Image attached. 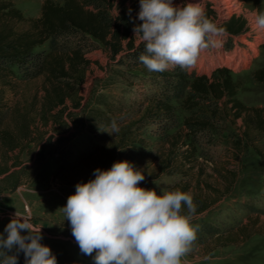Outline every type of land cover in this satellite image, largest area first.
Masks as SVG:
<instances>
[{"label": "trees", "instance_id": "obj_1", "mask_svg": "<svg viewBox=\"0 0 264 264\" xmlns=\"http://www.w3.org/2000/svg\"><path fill=\"white\" fill-rule=\"evenodd\" d=\"M138 11L139 0H44L40 17L27 18L11 2L0 1V147L8 152L23 151L33 143L34 162L39 164L52 142L64 146L80 132L96 136L108 130L91 153L75 156L69 149L63 151L54 178L75 188L77 182L93 178L95 168L107 169L113 162L123 160L144 173L145 179L139 182L143 188L177 175L180 178L167 190L191 193L196 211L190 215V222L197 224V218L226 198L238 178L234 165L215 168L209 161H200V138L220 125L235 127V135L230 136L232 162L236 164L241 154L252 150L260 159L257 176L264 178V149L259 145L264 139V108L247 107L237 99L236 83L226 67L215 68L210 75L188 72L180 66H170L164 72L149 71L138 60L144 44L133 32V24L142 21L130 18ZM206 14L213 21L211 11ZM245 26L244 20L230 18L220 28L232 38L245 33ZM46 43L47 50L36 51ZM97 50L109 64L159 77L160 92L138 105L135 115L107 102L91 105L92 94L85 100L81 93L92 65L102 68L90 56ZM253 76L263 81L264 71H256ZM38 79L42 81L40 91L25 106L17 105L11 110L15 130L3 128V90H15L20 84ZM175 104L188 114L182 125ZM113 120L119 132H112ZM149 125L156 126L154 134L159 143L148 157L147 153L136 152L134 146H147L143 130ZM207 170L211 172L205 177ZM7 172L0 169V175ZM210 176L217 177L221 187L215 186ZM248 210L256 216L237 227L222 230L210 223L197 224L201 235L196 238L205 242L209 237L215 247L246 242L253 235L250 228L256 226L257 215L264 216V210ZM181 213L188 215L183 202ZM51 250L57 264H77L67 253ZM24 261L22 258L19 264Z\"/></svg>", "mask_w": 264, "mask_h": 264}, {"label": "rangeland", "instance_id": "obj_2", "mask_svg": "<svg viewBox=\"0 0 264 264\" xmlns=\"http://www.w3.org/2000/svg\"><path fill=\"white\" fill-rule=\"evenodd\" d=\"M0 1L11 2L27 18H39L44 0ZM53 1L61 3L63 0ZM180 2L181 0H174L176 4ZM198 3L205 12L211 11L213 22L218 27L230 18H240L246 22V31L241 36L232 38H228L222 32L210 34L209 46L201 50L195 64L185 68L188 72L206 75H210L215 68H228L237 86V99L247 107L264 108V80L258 81L253 76L256 71H264V29L259 28L255 23L257 12L264 11V0H198ZM42 50H47V43L36 49V51ZM90 56L102 66L101 68L92 65V70L82 88L81 94L85 100L92 94L91 105L96 106L94 102H107L117 108L127 109L135 115L138 105L147 97L160 92L162 83L159 77L109 64L100 50L93 51ZM41 84V79H38L20 84L15 90H3L2 98L5 105L2 110L3 128L15 130V119L11 110L17 105L25 106L32 95L40 91ZM175 105L179 124L182 125L184 117L188 114L178 104ZM216 129L200 138V148H198V152L201 153L200 161H209L215 168H220L223 164L234 165L238 169V178L226 198L217 203L209 213L197 218L196 223H210L224 230L229 226L237 227L254 218L256 214L251 213L248 207L264 210V178L257 176L261 166L260 159L252 150L245 155L241 154L236 164L232 162L230 136L235 135V127L226 124ZM143 131L147 146L134 147L136 152L147 153L149 157L158 148L159 140L154 134L156 126L149 125ZM106 133L108 130L100 131L93 136L83 131L64 146L52 142L45 151L44 160L39 164L34 162L33 143L23 151L8 152L0 147V169L5 168L9 171L0 175V199L18 189L17 193L20 196L25 197L30 194L31 196H28V198L32 197L30 208L37 213L28 212L23 204L22 215H28L34 226L37 229L41 228L44 237L41 242L46 243L53 250L67 253L77 264H91L94 261L91 256L80 252L68 220L64 219V214L59 209L66 204L67 197L75 192V188L61 184L54 178V173L61 162L63 151L69 149L75 156L91 153L99 146L103 140L102 135ZM259 145L264 149V139ZM204 163L208 165L207 162ZM207 171L205 177L211 172ZM179 178L177 175L163 177L160 181L150 183L146 189H154L160 194L162 189L167 190L170 183ZM208 179L215 186L221 187L217 177L210 176ZM50 213L56 215L53 226L45 223L52 220ZM257 217L256 226L250 228L253 230V235L244 243L227 247H215V242L209 237H204L205 242H199L198 238L201 234L198 226L196 231L198 238L193 241L191 250L181 258L182 264H264V216L257 215ZM197 224L193 225L197 226ZM67 226L68 228H65ZM193 245L196 248H193ZM19 255L18 264L22 258H25L23 252Z\"/></svg>", "mask_w": 264, "mask_h": 264}, {"label": "clouds", "instance_id": "obj_3", "mask_svg": "<svg viewBox=\"0 0 264 264\" xmlns=\"http://www.w3.org/2000/svg\"><path fill=\"white\" fill-rule=\"evenodd\" d=\"M130 18L142 21L133 24V32L144 44L138 60L149 71L192 66L209 46L210 34L224 31L198 0H139V11ZM255 23L264 29V11L257 12ZM111 129L119 132L115 120ZM92 176L77 182L59 208L81 253L94 264H182L198 228L190 222L196 211L190 192L162 189L157 194L140 187L145 175L128 160L97 167ZM182 202L188 215L181 213ZM40 229L28 215L15 212L0 232V264H18L20 252L24 264H57L51 248L41 243Z\"/></svg>", "mask_w": 264, "mask_h": 264}, {"label": "crops", "instance_id": "obj_4", "mask_svg": "<svg viewBox=\"0 0 264 264\" xmlns=\"http://www.w3.org/2000/svg\"><path fill=\"white\" fill-rule=\"evenodd\" d=\"M7 173H9V172H7ZM175 181H176V179H175ZM170 185H171V183H170ZM17 191H19V189ZM17 191L12 193L11 195L7 194L5 196H2L0 199V232H3L5 225L9 222V220L11 219V217L14 215L15 212L17 214H23L21 211V207L23 204H25L28 212L32 211L33 214L37 213V212H34L33 209L30 208V206L32 207V203H31L32 197L28 198V196L30 194H28L27 196L24 197V196H20L17 193ZM16 194H18V195H16ZM30 199H31V201H30ZM49 215H50V219H52V220H49L48 222L46 221L45 223H46V225L50 224L53 226L55 224L56 215H55V213H50ZM65 228H68V226ZM23 232H24V230H22V234H23ZM42 237H43V235H42ZM42 240H44V237ZM18 257H19V259H18V261H19L20 260L19 254H18Z\"/></svg>", "mask_w": 264, "mask_h": 264}]
</instances>
